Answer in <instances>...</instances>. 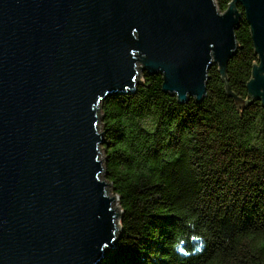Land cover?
Listing matches in <instances>:
<instances>
[{
	"label": "water",
	"instance_id": "95a60500",
	"mask_svg": "<svg viewBox=\"0 0 264 264\" xmlns=\"http://www.w3.org/2000/svg\"><path fill=\"white\" fill-rule=\"evenodd\" d=\"M228 1L221 13L215 0H0V264H102L122 211L102 175L101 103L142 72L200 102L242 16L258 58L251 100L226 92L264 108V0Z\"/></svg>",
	"mask_w": 264,
	"mask_h": 264
},
{
	"label": "trees",
	"instance_id": "16d2710c",
	"mask_svg": "<svg viewBox=\"0 0 264 264\" xmlns=\"http://www.w3.org/2000/svg\"><path fill=\"white\" fill-rule=\"evenodd\" d=\"M228 3L215 0L220 12ZM234 36L200 102H178L160 74L142 72L133 93L101 103L102 175L122 211L102 264H264V108L226 92L251 100L258 58L244 16Z\"/></svg>",
	"mask_w": 264,
	"mask_h": 264
},
{
	"label": "rangeland",
	"instance_id": "374dc122",
	"mask_svg": "<svg viewBox=\"0 0 264 264\" xmlns=\"http://www.w3.org/2000/svg\"><path fill=\"white\" fill-rule=\"evenodd\" d=\"M221 13H222V12H221ZM136 66L139 67V66H140V63H137ZM140 78H141V76H140ZM140 78H139V81H140ZM98 129H99V131H101L100 123L98 124ZM100 159L103 161V152H102V150H101V157H100ZM107 188H108V189H107V193H108V195L110 196L111 193H112L111 188H110V187H107Z\"/></svg>",
	"mask_w": 264,
	"mask_h": 264
},
{
	"label": "bare ground",
	"instance_id": "6f19581e",
	"mask_svg": "<svg viewBox=\"0 0 264 264\" xmlns=\"http://www.w3.org/2000/svg\"><path fill=\"white\" fill-rule=\"evenodd\" d=\"M116 204V203H115ZM115 206V205H114Z\"/></svg>",
	"mask_w": 264,
	"mask_h": 264
}]
</instances>
